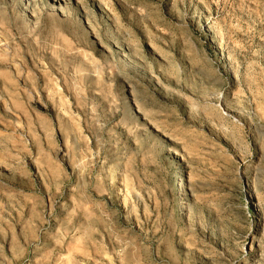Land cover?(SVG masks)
Returning <instances> with one entry per match:
<instances>
[{
  "label": "rangeland",
  "instance_id": "374dc122",
  "mask_svg": "<svg viewBox=\"0 0 264 264\" xmlns=\"http://www.w3.org/2000/svg\"><path fill=\"white\" fill-rule=\"evenodd\" d=\"M0 264H264V0H0Z\"/></svg>",
  "mask_w": 264,
  "mask_h": 264
},
{
  "label": "bare ground",
  "instance_id": "6f19581e",
  "mask_svg": "<svg viewBox=\"0 0 264 264\" xmlns=\"http://www.w3.org/2000/svg\"><path fill=\"white\" fill-rule=\"evenodd\" d=\"M182 184H178L177 186H178V188H179V192H180V194H179V198H181V197H183V195H184V192H185V185H184V183H183V180H182V182H181ZM180 187H182V188H180ZM181 206V205H180Z\"/></svg>",
  "mask_w": 264,
  "mask_h": 264
}]
</instances>
